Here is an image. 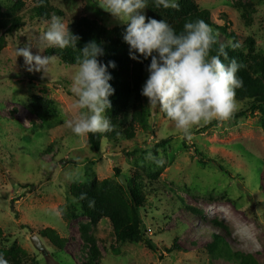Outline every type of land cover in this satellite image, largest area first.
<instances>
[{
	"label": "rangeland",
	"instance_id": "obj_1",
	"mask_svg": "<svg viewBox=\"0 0 264 264\" xmlns=\"http://www.w3.org/2000/svg\"><path fill=\"white\" fill-rule=\"evenodd\" d=\"M15 1L1 3L6 9ZM194 1L210 11L215 24L237 34L242 45L252 38L264 54V0H242V5L253 9L248 20L242 18L244 8L237 7L240 0ZM102 5L103 0H51L69 26L83 17L107 28L123 26ZM34 7L32 1L26 3L20 12L23 27L6 37L0 54V228L7 237L6 247L15 245L27 251L26 264L86 263L88 250L81 225L90 221L71 194L72 183L114 179L116 169L130 177L140 166L154 171L160 164L165 169L158 181L151 184L146 180L152 191L141 209L147 238L157 251L144 243L119 245L110 221L103 219L90 229L101 252L97 264H211L207 246L214 233L222 234L234 251L251 254L264 264V130L260 112L252 114L246 103L238 102L231 119L194 127L187 138L143 96L148 129L138 130L134 140L122 136L111 142L104 139L100 153H95L89 136H76L66 124L79 115L70 90L78 67L55 58L51 76L42 79L41 73L28 72L24 58L16 56L18 47L33 43L35 35L49 26L50 20L39 19ZM31 50L34 55L39 52L35 47ZM33 96L53 103L39 114L31 107ZM130 113L124 124H129ZM61 208L78 217L63 220ZM215 222L228 230L218 229ZM47 229L64 240L62 249L42 236ZM34 235L45 252L34 247ZM175 241L180 251L167 254L165 248ZM214 264L235 263L219 258Z\"/></svg>",
	"mask_w": 264,
	"mask_h": 264
},
{
	"label": "trees",
	"instance_id": "obj_2",
	"mask_svg": "<svg viewBox=\"0 0 264 264\" xmlns=\"http://www.w3.org/2000/svg\"><path fill=\"white\" fill-rule=\"evenodd\" d=\"M32 1L35 4L34 13L39 19L49 21L52 16L63 17V13L51 6V0H16L11 8L4 9L0 0V54L4 50L8 35H13L19 31L24 23L20 12L24 9L26 3ZM237 7L244 12L243 19L252 18V8L250 5H242V0L238 2ZM247 10V11H245ZM145 14L150 18L157 20H166L174 27L179 34L183 32L186 22L203 20L213 30L215 43L211 49V55H220V48L223 46L227 51L228 59L221 56V60L228 64L235 59L244 67L238 72V76L243 80V87L236 90V96L239 103L247 104V111L255 113L260 112V121L264 130V54L258 51L256 42L252 38H247L242 45L237 34L230 32L227 26H219L212 21L211 13L208 10L201 9L194 0L179 1V9H164L156 7L154 0H149V8ZM72 33L79 37L77 49L72 47L63 50L57 48H48L46 55L58 59L61 63L68 66L78 67L77 57L79 49L87 43L96 41L100 43L105 54L99 57L102 63L115 61L116 68H109L113 79L110 81L115 89L114 95L109 99L111 109L106 112L113 125V130L105 133L88 134L91 150L100 153L101 144L104 139L109 142L117 136L125 137L127 140H134L138 130L146 131L149 127L148 113L144 104L142 86L149 77L148 66L150 58L145 60L141 57L140 61L133 60L129 56V46L123 41V32L126 25L107 28L96 20L83 17L74 21L70 26ZM221 36L225 40H221ZM237 47H233V46ZM52 101L33 96L30 99L31 107L39 114L46 112L52 105ZM130 113L129 124H124V119ZM246 111V112H247ZM163 117L170 120L164 113ZM172 121V120H170ZM165 145L161 143L160 146ZM153 171L150 167L140 166L134 175L128 177L120 169H116L114 179L98 180L94 178L88 183L74 181L70 191L80 206L82 214L90 222L81 225V235L88 250V257L84 264H97L101 252L97 241L90 234L91 227L107 219L110 221L116 242L119 245L145 244L151 251L156 252V245L147 238L146 228L141 215V209L145 206L147 196L152 190L147 189L146 180L151 184L158 181L160 175L165 169L164 165L154 166ZM124 176L129 187L123 186L119 182V177ZM83 195L84 198H81ZM63 220H73L78 216L75 212L70 214L65 208L60 210ZM214 225L223 231L227 227L220 222ZM42 236L50 241L56 248L62 249L64 240L51 230L42 232ZM3 230L0 228V253H2L9 264H26L28 253L23 248L13 246L6 247V239ZM177 241L170 248H165L167 254H173L180 251ZM210 255L211 264L215 259H225L235 264H262L251 254H244L240 251H234L230 243L222 234L214 233L213 242L207 246Z\"/></svg>",
	"mask_w": 264,
	"mask_h": 264
},
{
	"label": "clouds",
	"instance_id": "obj_3",
	"mask_svg": "<svg viewBox=\"0 0 264 264\" xmlns=\"http://www.w3.org/2000/svg\"><path fill=\"white\" fill-rule=\"evenodd\" d=\"M154 4L158 8L179 9L178 0H154ZM101 7L126 25L123 41L129 46L130 58H150L149 77L141 94L148 98L149 106L174 122L182 137L190 138L194 127L213 120L227 121L235 115L239 107L236 90L243 87L238 72L244 66L235 59L225 64L221 56L228 59V55L223 46L220 55L210 54L215 37L208 24L203 20L186 22L183 32L178 34L166 20L145 14L149 0H103ZM78 42L79 37L69 25L52 16L47 30L35 35L33 43L18 47L16 56L24 58L28 72L41 73L43 79L51 76L55 59L42 55L45 49H77ZM32 47L39 52L34 55ZM78 49V68L70 90L79 115L66 121L67 127L76 136L112 131L113 125L106 115L112 106L109 98L115 93L109 68L115 69L117 65L115 61H100L105 52L96 41ZM0 264H9L2 253Z\"/></svg>",
	"mask_w": 264,
	"mask_h": 264
},
{
	"label": "water",
	"instance_id": "obj_4",
	"mask_svg": "<svg viewBox=\"0 0 264 264\" xmlns=\"http://www.w3.org/2000/svg\"><path fill=\"white\" fill-rule=\"evenodd\" d=\"M118 180L123 186H125L127 188L129 187V184H128V182L124 176H120ZM32 243L36 249H38L41 252H45V248L43 247L41 240L37 235H34L32 237Z\"/></svg>",
	"mask_w": 264,
	"mask_h": 264
}]
</instances>
